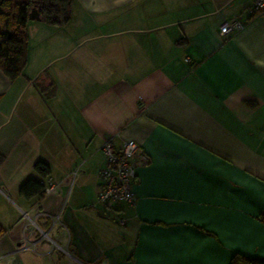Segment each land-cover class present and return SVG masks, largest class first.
I'll use <instances>...</instances> for the list:
<instances>
[{"label":"crops","instance_id":"obj_1","mask_svg":"<svg viewBox=\"0 0 264 264\" xmlns=\"http://www.w3.org/2000/svg\"><path fill=\"white\" fill-rule=\"evenodd\" d=\"M253 0H71L0 71V264L264 259V14ZM240 32L220 35L224 22ZM132 141L135 203L97 201ZM146 158V161H143ZM48 165L54 194L19 186ZM119 220L126 223L121 225Z\"/></svg>","mask_w":264,"mask_h":264},{"label":"trees","instance_id":"obj_2","mask_svg":"<svg viewBox=\"0 0 264 264\" xmlns=\"http://www.w3.org/2000/svg\"><path fill=\"white\" fill-rule=\"evenodd\" d=\"M71 0H0V71L10 79L21 74L26 64L28 14L32 8L40 19L52 25H63L69 20ZM42 178L49 177L48 165L38 162L33 167ZM40 181L29 178L18 189L26 199L43 193ZM264 221V215L261 216ZM4 229L0 225V237ZM229 264H264V259L246 258L239 254Z\"/></svg>","mask_w":264,"mask_h":264},{"label":"built area","instance_id":"obj_3","mask_svg":"<svg viewBox=\"0 0 264 264\" xmlns=\"http://www.w3.org/2000/svg\"><path fill=\"white\" fill-rule=\"evenodd\" d=\"M251 17L264 14V0H253L248 8ZM243 25L238 21L224 22L220 26V35L226 36L240 32ZM137 145L132 141L124 142L119 147H112L109 142H105L101 147L104 158V167L99 172L101 180L97 194V201L102 205L123 203L132 207L135 203V196L132 192V185L135 181L134 155ZM146 161V158H143ZM57 186L50 177L45 179L43 193L45 195L54 194ZM119 224L124 225V220H119Z\"/></svg>","mask_w":264,"mask_h":264},{"label":"water","instance_id":"obj_4","mask_svg":"<svg viewBox=\"0 0 264 264\" xmlns=\"http://www.w3.org/2000/svg\"><path fill=\"white\" fill-rule=\"evenodd\" d=\"M28 20L29 21H33V20L39 21L40 20L39 13L36 11L35 8H32L31 11L29 12Z\"/></svg>","mask_w":264,"mask_h":264}]
</instances>
